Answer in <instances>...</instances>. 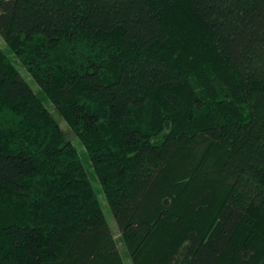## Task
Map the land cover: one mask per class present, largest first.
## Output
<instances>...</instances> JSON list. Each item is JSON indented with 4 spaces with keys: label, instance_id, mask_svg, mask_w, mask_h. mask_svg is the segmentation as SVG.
Segmentation results:
<instances>
[{
    "label": "trees",
    "instance_id": "obj_1",
    "mask_svg": "<svg viewBox=\"0 0 264 264\" xmlns=\"http://www.w3.org/2000/svg\"><path fill=\"white\" fill-rule=\"evenodd\" d=\"M0 36V264H125L43 98L134 264H264V0H0Z\"/></svg>",
    "mask_w": 264,
    "mask_h": 264
},
{
    "label": "rangeland",
    "instance_id": "obj_2",
    "mask_svg": "<svg viewBox=\"0 0 264 264\" xmlns=\"http://www.w3.org/2000/svg\"><path fill=\"white\" fill-rule=\"evenodd\" d=\"M0 46L2 48H4L6 51H8L7 45L1 36H0ZM10 54L14 58L15 64H16L17 68L19 69L20 73L22 74V76L28 81V83L31 85V87L36 92L39 93V91H40L39 85L33 80L30 73L20 63V61L14 56V54L13 53H10ZM43 101H44L46 107L54 114L56 120L59 122L60 126L65 131L67 138L73 142V144L79 149V151L81 152V154L83 156L84 163H85L86 169L89 173L91 182H92L93 186L95 187V189L99 192V198H100V201L102 203V208H103L104 214H105L106 219L108 221L109 227L113 233V237H114V240L116 242V246L120 252V255H121L123 262L125 264H134L132 257H131V252L129 251V248L127 247V245L123 239L121 228L119 227V225H118V223H117V221L113 215V212H112V209L108 203L107 197L102 190L101 183H100L97 175L95 174V171L91 165V162L85 156L83 145L81 144L80 140L76 137L74 131L71 129V127L68 125V123L55 110L53 103L47 98H43Z\"/></svg>",
    "mask_w": 264,
    "mask_h": 264
}]
</instances>
